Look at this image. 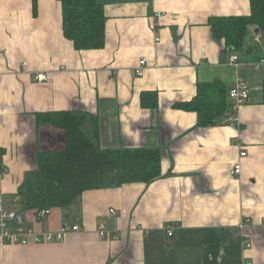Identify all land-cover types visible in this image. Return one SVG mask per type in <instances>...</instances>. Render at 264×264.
Segmentation results:
<instances>
[{"label": "crops", "instance_id": "obj_1", "mask_svg": "<svg viewBox=\"0 0 264 264\" xmlns=\"http://www.w3.org/2000/svg\"><path fill=\"white\" fill-rule=\"evenodd\" d=\"M35 1L36 14L34 0H0V210L23 209L19 193L40 155L65 147L61 129L38 123L43 112H88L83 131L103 149L161 150L162 176L87 191L41 219L27 211L25 225L37 230L65 223L81 230L54 244L0 239V264H203L205 229L217 230L222 247L247 237L252 248L242 260L264 264V76L246 63L264 59V34L248 42L260 53L239 56L237 68L210 28L213 18L249 15V0H98L106 44L92 51L64 37L58 0ZM38 73L49 81L36 82ZM239 76L249 81L250 97L233 122L230 109L220 123L199 127L196 113L173 108L191 101L200 83L220 80L228 94ZM143 93L157 94L156 108L144 107ZM237 163L242 173L234 177ZM100 223L119 239L101 240Z\"/></svg>", "mask_w": 264, "mask_h": 264}, {"label": "trees", "instance_id": "obj_2", "mask_svg": "<svg viewBox=\"0 0 264 264\" xmlns=\"http://www.w3.org/2000/svg\"><path fill=\"white\" fill-rule=\"evenodd\" d=\"M61 4L64 37L78 51L100 50L106 44L107 17L98 0H58ZM247 16L218 17L210 20L212 35L223 41L226 51L238 57L260 53L250 47L248 38L259 30L264 34V0H249ZM33 11L37 13L34 0ZM252 60V59H251ZM260 56L256 62L263 61ZM249 63L250 60H246ZM255 63V62H254ZM150 100L151 102L147 101ZM264 104V82L261 92ZM144 107L156 108V93H143ZM174 109L197 114L198 126L220 123L231 109L225 85L220 80L200 83L191 101L179 102ZM82 110L54 111L38 114V123L61 129L65 147L62 151L40 155L39 166L21 189L22 208L38 219L44 209H64L83 193L113 189L133 183L151 184L162 176V151L159 149H103L97 137L89 138L83 125L89 118ZM21 209V210H23ZM203 264H241V246L222 247L215 229H205Z\"/></svg>", "mask_w": 264, "mask_h": 264}, {"label": "built area", "instance_id": "obj_3", "mask_svg": "<svg viewBox=\"0 0 264 264\" xmlns=\"http://www.w3.org/2000/svg\"><path fill=\"white\" fill-rule=\"evenodd\" d=\"M156 17H161L162 14L156 13ZM261 35L259 33L255 34V41L259 42ZM158 42V38L156 39ZM147 59L143 58L139 62V66L136 70L138 76H144L145 68L147 66ZM239 57L236 54H233L231 58V65L239 68L240 66ZM26 66V63L23 64ZM252 71L259 73L264 76V60L260 62H255L252 64ZM36 82H47L49 77L45 73H38L35 75ZM250 97V85L249 81L243 76H239L236 81V85L228 92V101L231 105L232 117L230 122L236 120L235 114L248 103ZM246 152H242L241 156L245 157ZM242 173L241 164L237 163L232 171L231 175L236 177L240 176ZM19 202V199H16V203ZM112 214H115V210L110 211ZM51 213L50 209H44L39 213V218L48 216ZM121 216L125 218L127 213L125 211L121 212ZM27 213L20 210H0V239L14 245L21 246H32V245H42V244H54L61 243L66 240V238L74 233H77L81 230L80 224H70L65 223L58 231H44L37 230L34 227L25 225L24 222L27 221ZM249 220L244 218L240 224V230L242 232L248 227ZM98 236L101 240L111 239L118 240L119 236L117 233H109L105 224L100 223L98 225ZM166 232L168 236L173 235V229L170 226L166 227ZM252 248V242L245 236H243L241 242V249H250ZM241 264H251L245 260H241Z\"/></svg>", "mask_w": 264, "mask_h": 264}, {"label": "rangeland", "instance_id": "obj_4", "mask_svg": "<svg viewBox=\"0 0 264 264\" xmlns=\"http://www.w3.org/2000/svg\"><path fill=\"white\" fill-rule=\"evenodd\" d=\"M252 36H254V34H253V32L250 34V36H249V38H248V40H247V42H251V40H252ZM252 64L253 63H248V66H250V68L252 69ZM258 81V80H257ZM259 83H261V82H258V84ZM263 83V82H262ZM252 85V84H251ZM252 87H253V85H252ZM22 211H24V212H27L26 210H22Z\"/></svg>", "mask_w": 264, "mask_h": 264}, {"label": "water", "instance_id": "obj_5", "mask_svg": "<svg viewBox=\"0 0 264 264\" xmlns=\"http://www.w3.org/2000/svg\"><path fill=\"white\" fill-rule=\"evenodd\" d=\"M256 33H259V30H257Z\"/></svg>", "mask_w": 264, "mask_h": 264}]
</instances>
